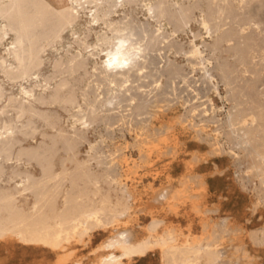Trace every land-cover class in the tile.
I'll use <instances>...</instances> for the list:
<instances>
[{
	"label": "bare ground",
	"instance_id": "1",
	"mask_svg": "<svg viewBox=\"0 0 264 264\" xmlns=\"http://www.w3.org/2000/svg\"><path fill=\"white\" fill-rule=\"evenodd\" d=\"M66 1L67 4L57 6L50 0H0V18L6 22L0 27V38L9 33L12 39L0 57V71L9 80L19 77L27 78L28 82L20 91L23 94L18 106L20 125H12L13 120H3L0 126L3 129L0 132V181H13L9 185L0 183V239L50 249L60 254L55 264H130L132 259L153 251L159 253L160 264H255L254 255L239 241L241 227L229 219L230 215H223L218 218L220 222L214 220L212 225L206 219L208 212L216 210L202 207V193L207 184L201 174L188 171H192L193 162L206 160L207 154L227 153L236 161L241 156L249 157L259 176V185L252 189H257L258 195L253 209L264 205V64L258 60L257 66H252L253 52L264 47V0H202L207 8L198 21L212 41L203 40L199 44L194 40L184 50L189 54L185 62L193 70L198 66L202 70V81L210 83L220 97L214 76L217 73L221 78L226 88L225 97L231 101L223 117L219 116L222 107L216 106L212 99H208L209 104L199 99L202 92L198 91L197 96L195 82L192 86V77L183 67L185 63L168 55L171 50L183 53V46L174 36L188 25L193 15L190 9L198 0H190L192 5L189 0L190 5L176 2L177 6L172 9L171 5L169 8L164 5V0H149L143 4V19L133 14L140 0ZM219 1L226 3L227 10ZM211 5L216 9H211ZM165 22L172 24L170 31L165 28ZM224 24L228 27L223 28ZM77 25L76 30L70 29L73 41L57 47L56 43L62 41L59 39L62 29ZM92 34L95 40L88 43L87 38ZM49 49L61 51L51 62V74H45L42 72L44 54ZM206 50L212 54L230 52L242 67L244 65L242 72H249L253 77L238 76L232 62L231 66L226 61L213 64L210 60L213 57L205 56ZM7 61L15 64L17 70L13 72L4 66ZM31 70H36L33 77L29 75ZM184 91H187L185 95ZM188 91H196V94L189 95ZM176 104L182 106L183 113L165 119L164 112ZM57 108L70 114L72 120ZM133 117L139 118L138 122L133 120L135 126L131 124ZM39 120L47 128L41 131L42 139L24 145L23 140L34 138ZM101 123L107 126L105 129L110 128L111 131H106L111 133L115 125L120 126L123 145L111 149L102 146L98 138L89 139L88 133L97 130ZM185 126L210 148L206 155L194 153L191 161L188 159V171H185L189 174L182 180L181 189L159 195L164 198L168 212L175 213L179 201L188 202L190 210L199 218L203 234L190 233V223L186 225L188 230L182 233L178 225L166 221L168 213L164 217L154 210L142 228L126 227L128 220L121 218H129L137 199L130 180L140 166L138 162L149 166L153 159L164 155L175 159L180 151L177 133ZM222 128L227 147L220 138ZM122 129L129 133L134 131L132 142L125 139ZM84 143L88 148L81 157ZM130 147L137 150V158L126 153ZM190 180L195 181L197 187L192 188ZM119 225L123 229H118ZM97 230L115 231L90 249L97 253L91 261L72 258L73 250L68 245L86 237L89 240ZM258 230L252 229L249 237L254 244L263 247L264 228L259 231L261 235ZM227 236L230 242L238 239L231 246L234 250H228L238 255L226 254ZM99 250L106 251L98 254Z\"/></svg>",
	"mask_w": 264,
	"mask_h": 264
},
{
	"label": "rangeland",
	"instance_id": "2",
	"mask_svg": "<svg viewBox=\"0 0 264 264\" xmlns=\"http://www.w3.org/2000/svg\"><path fill=\"white\" fill-rule=\"evenodd\" d=\"M50 1L54 2V4L57 6L67 4L66 0H50ZM147 1H149V0H144V1L140 0L139 2H137V5L135 7V11L133 12V14L136 17H139L142 19L144 18V12L145 11L143 9V4ZM152 1L154 2L155 0H152ZM164 1L166 4H164V3L163 4L165 6H167L168 8L171 5L170 9L174 8L173 6H177L176 2L183 3L185 5L189 4V3H187L188 0H182V1L181 0H170V1L164 0ZM167 2H169L168 5H167ZM189 2L191 3L190 0H189ZM220 2L221 1H219V3ZM220 4L219 5L221 7H224V9L227 10V5L224 1H222ZM233 4L236 5V2ZM254 4H256V2ZM191 5H192V3H191ZM193 6L197 7V9L196 8L194 9ZM214 6L217 7L215 4H214ZM214 6L211 5L210 8L214 9L215 8ZM200 8L202 9L201 11L199 10ZM206 8H207V6L205 5V2L202 0L201 1L198 0L195 5H192V8L190 9V12H191L190 14H193L192 15L193 17L190 15V21H189L188 25L184 28L183 31H178L177 33H175V36H174V40L178 44L183 46V51H182L183 53H180V52L175 53V50H171L170 52H168V55L170 58L175 59L179 63H185V64H183V67H185L186 72H188L192 77L191 84L195 82L194 83L195 85L192 84V86L194 85L193 87L197 88V92L198 91L200 93L202 92L201 93L202 95L200 94V96H199V92H198L197 96L200 97L199 99L204 101L206 104L207 103L209 104V102H210V100H208V99H212V101L214 102V104L216 106L222 107L221 111L219 112V116L223 117L225 115L227 109L230 107L231 101L225 97L226 88L224 87L222 80L219 77V75L216 73V76H214V79L218 82L217 84H218L219 91H220L222 97H220L219 95H217L214 92V90L210 87L211 86L210 83H209V85H207V83L202 81V78H201L202 77L201 76L202 70L200 69L201 70L200 71L198 66H196L193 70V69H191L192 67L190 65H188L187 62H185V59L187 61V58L189 57L187 55H189V54L184 53V50L186 51V48H189L188 44L191 41L195 40L199 44H201V42L203 40H206L208 42L212 41V38L208 36L209 35L208 33H206L207 32L206 29L204 30V27L202 25H200L199 21H198V19L200 18V14L203 12V9H206ZM263 9H264V7H263ZM233 10L236 12V9H233ZM120 11L118 12V14L121 15L122 11L121 12ZM263 12H264V10H263ZM263 16H264V13H263ZM83 20H84V17L81 19V22H83ZM5 23H6L5 20L0 18V27H3L5 25ZM78 27H79V25L73 26V27L71 26V28L70 27L64 28L65 30L62 29V31H61L62 37L59 38L62 41L60 43H56V46L60 47L61 44L66 45L67 42H69V41L72 42L73 38H72L70 31L71 30L73 31L74 29L76 30ZM171 27L173 28L172 24H168L165 22V28L168 31H170L172 29ZM222 27L223 28L228 27V24H224ZM194 33L197 35L199 34V35L198 36L196 35L197 36L196 37V36H194ZM10 37H11V34H9V33L3 34L1 36V38H0V57L5 54L4 48L6 47V45H8L10 41H12V39ZM94 40H95V38H94L93 34L87 38L88 43H93ZM59 51H61V49L58 51L55 49H49L48 51L45 52V54H44L45 55V66L42 69L43 73L46 74V72H47V74H51V72H52L51 62L55 58V56H57ZM207 52L208 51L206 50L205 56H209V57L212 56L213 58L212 59L210 58V60L212 61L213 64H215L216 62L226 61L231 66L233 63L234 65H232V66L233 67L235 66V68H237V70H238L237 75L243 76L244 65L242 67V64H240V62H238L231 55L230 52H227L224 50L221 52L216 51L213 54L211 51H209L208 53ZM181 54H183V55H181ZM184 54H186V55H184ZM47 55H48V57H47ZM253 55L254 56L252 57V60H253L252 66L256 67L258 60L264 64V47L261 50L256 51V53L253 52ZM215 56H216V58H215ZM257 56H261V57L258 58ZM232 59H234V61ZM213 61H215V62H213ZM254 62H256V63L254 64ZM3 65L6 66L7 68L11 69L13 72L17 70L15 64H11L10 61L5 62ZM240 70H241V72L242 71L243 72L241 73ZM35 71L36 70H31L30 71L31 74L29 72V75L31 77L35 76V73H34ZM263 72H264V70H263ZM245 73H246V74H244L245 77H248V78L253 77V74H250L249 72H245ZM195 75H196V77L194 78ZM199 76L201 79L198 78ZM15 78H14L15 80L14 79L9 80L5 76V74L2 71H0V87L3 88V89H1V90H3V92H2L3 96H1V98H0V120H1L0 126H2V124L5 120H11V121L13 120L12 125H14V126H19L21 123L19 121V118H18V106L21 103V101L23 100V94L20 93V91H21V86L24 84L27 85L28 82H27V78H21V79L19 77H15ZM163 78H162V81L164 82L165 78L164 79ZM196 78H197L198 82L195 80ZM57 79H58V76H57ZM220 80H221V82H220ZM237 83H242V82L237 80ZM206 85L210 88H208ZM198 86H200V87H198ZM186 88H187V90H189L188 87H186ZM199 88H200V90H199ZM205 88L208 90H206ZM186 93H187V91L186 92L184 91V95ZM188 93H190L189 95H193V94L195 95L196 91H191V92L188 91ZM9 98H12L11 102H9ZM51 108H56V107L51 106ZM57 109L60 113H62L63 116H66V117L68 116L69 120H72V117L70 116V114H68L67 112H65L61 108H57ZM224 110H226V111L224 112ZM183 111H184V109L182 108V106L179 104H176L174 107L165 111L163 115H164L165 119L166 118L168 119L170 117H173V116H176L180 113H183ZM165 115H167V117ZM134 118L135 117H133L132 121L134 120L135 122H138L139 118L136 117V120ZM134 121L131 124H133L135 126ZM39 124H42V122L40 120L36 122V127L38 130L34 133V138L29 137V138L23 140L22 143L24 145H29L30 143L35 144L36 142H38L39 140L42 139V132L47 130V128L44 126V124H42V125H39ZM156 124L158 125V123H156ZM104 126H105V124L101 123L97 127V130H95L94 132L90 131L88 133L89 139H91L93 141L99 139L101 144H103L102 146L109 147L111 149L118 146V145H123L124 139L121 138V131L118 128L120 126L115 125V128H113V130H112L113 133L107 132L108 130L106 131V129H109L110 131H111V129L110 128L105 129ZM126 126H128V125L126 124ZM105 127H107V126H105ZM124 129H126V128H124ZM124 129H122V132L124 133L125 139L129 142H132V140H133L132 136L135 135L134 131L132 130L131 131L132 133L131 132L129 133L128 131L126 132V130H124ZM0 130H1L0 132L3 131V129H0ZM221 134H222V135H220L221 141L224 142L226 140V136L224 134L223 128H222ZM182 135H183V137H182ZM100 136H102V138H104V139L101 138L102 141L100 139ZM192 136L195 137L194 131L191 128L189 129L187 126L178 130L177 139L179 141V150L180 151H179L178 155L176 157H174L175 159H173V157H170V155H164V156L160 157L159 159L155 158V160L154 159H153V161L151 160L152 162L149 163V166H148V163L144 164L143 162H138L140 164V166H137L136 173L132 174L133 178H132V180H130L131 184L133 185V186L132 185L131 186L135 189L137 199L134 200V202L132 204L130 215L128 216L129 218H127V216H124L121 219L122 220H128L126 227L130 226V227H135L136 229H140L149 221L150 212L154 210L153 212L155 214L158 213V215H163L164 217L168 213V215L165 217L166 221L170 224L175 223L174 225H176V226L178 225L177 227L181 228L182 233L186 232V230H188V227L186 225H188L190 223L191 224V226H190L191 228H189L190 233H193L195 235L203 234V233H201V231H203V229H202L201 223L198 221L199 218L196 214H194V212H192L190 210V205L188 202L185 203V202L179 201V203L177 204L178 205L177 208H179L181 204H182V206H181L182 208L180 207L179 210H177V208H176L175 213H177V214L175 215L174 212H170V211L168 212L167 206H165V204L163 203L164 198H162L159 195L160 192L167 194V193H170L171 190L174 191V189H177V188L181 189L184 185V182L182 180H184L186 174L187 175L189 174L188 172H190V174H201L202 178L205 180V182L207 184L206 189L203 191L204 194L202 193V200H203L202 201V207L203 208L216 209V210H212V211L208 212L209 214L207 213L205 215V217L206 216H209V217L208 218L206 217V219L208 221L212 222V223H210L212 225L213 222H215V221L220 222V220L218 218H222L224 216L230 215V216H228L229 219L232 222H234L236 225H239V227H241V229H242V232L240 234L241 239H239V241H243L245 243V247L248 249V251L252 255H254V257L256 258L255 264H264V246L262 247V246L254 244L249 237L250 236L249 232L252 229H256V230L259 229L258 230V232H259L260 229L264 228V205H263V203L261 202L262 204H260L255 210L253 209V203L255 202V200L257 201L258 195L256 194L257 189L255 190L256 192L252 189H255L254 187H257V185H259V176L256 173L257 170L252 168V166H251V164H252L251 159L249 157L241 156L239 161H236L234 158H233V160H234L233 161L232 157L230 155H228L227 153H223L222 154L223 156L222 155H220V156L208 155L206 150L208 151L210 146L205 141H201L197 137L193 138ZM222 138H224V139L222 140ZM104 140L106 142H104ZM114 144H115V146H114ZM226 145L228 146V144L225 141V147H227ZM86 148H88V145L86 143H84L81 146V153H80L81 157L84 156V150ZM126 153L133 156L134 158H137V154H138L137 150L133 147L127 148ZM194 153L201 154V155L207 154L208 160L206 159V160H202V161L200 160L198 162H193L192 163L193 169L191 168L192 171H190V170L188 171V169L186 168V162H188L189 160L191 161L190 157ZM208 156H210L211 158ZM163 157H164V159H163ZM235 161H236V163H235ZM34 165H35V163H34ZM154 169H155V171H154ZM248 169H250V170H248ZM145 170L147 171V173H145L146 172ZM150 170H151V172H150L151 174L149 173ZM185 170H187L188 172ZM156 171H157V173H156ZM245 172H247V173H245ZM161 173H163V174H161ZM167 173H168V177H167ZM183 173H184V175H183ZM155 175H156V177H155ZM152 177H155V178H152ZM133 179H135V180H133ZM136 179H138V180L136 181ZM0 183L2 185H9V184H13V181L7 182L4 179V180L0 181ZM188 183L191 184L192 188L194 186L197 187V183L195 181L192 182L190 180ZM243 184H244V186H243ZM150 187L153 188V190H151ZM145 194H147L146 198H144ZM158 196L161 198H159ZM179 200H181V199L179 198ZM184 204H186V205H184ZM206 204H207V206H204ZM216 205H218L219 208H217ZM250 208H252V209H250ZM188 209L191 211V213H190V211H188ZM132 211H134V212H132ZM187 211L189 212V214ZM241 214H242V216H241ZM183 215L187 218L183 219V217H184ZM137 216H139V217H137ZM190 218H193L194 221H193V219L191 220ZM211 218H212V220H210ZM132 219L135 221H133ZM186 222H188V223H186ZM236 222H238V223H236ZM135 223L138 225H135ZM199 223H200V225H199ZM185 227H187V229H185ZM261 227H263V228H261ZM124 228H125V226H124ZM118 229H123L122 225H119ZM161 229H159V230H161ZM112 231L108 232L106 230H97L93 233V235L90 237L89 240H88V237H86L83 241L72 242L71 244L68 245V248H71L73 250L71 257L72 258H75V257L78 258L79 257L82 261L85 260L84 262H86V261L88 262L89 261L88 259H90V261H91L92 259L95 258V255L97 254V253L95 254V253L91 252L92 248H94V247H96V245L102 243V241H105L106 238L109 236V234ZM259 235H261L260 232H259ZM228 238H229V236L225 237V242H224L225 244L224 245L226 247L227 246H229V247H227L228 249L224 248V250H226L225 251L226 254L228 253L227 255H231L234 252V251L231 252L232 250H234V248L231 246H233L234 242L237 243L238 239L236 241L233 240L230 242V240ZM180 239L182 240L183 236H181ZM7 240H9V241H7ZM11 240L12 239H0V264H55V261H56L58 255H60V254H58V253H56L50 249L43 248V247H40L38 245L25 246V245H22L20 242H17L16 240H12V241ZM15 241H16V243H15ZM12 244H14V245L12 246ZM73 248H75V249H73ZM229 248L231 251H228ZM88 250L90 252H88ZM105 251L106 250H99L98 254L105 252ZM75 253H76V255H75ZM236 254L237 253L234 252V255H236ZM47 260H48V262H47ZM160 263H161L160 262V256H159V253L157 251L150 252L146 256L136 257L130 261V264H160Z\"/></svg>",
	"mask_w": 264,
	"mask_h": 264
}]
</instances>
